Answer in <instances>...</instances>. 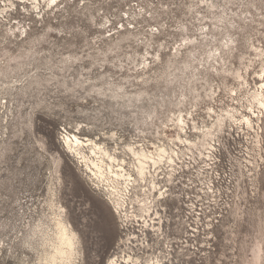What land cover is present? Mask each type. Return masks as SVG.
Returning <instances> with one entry per match:
<instances>
[{
  "label": "rangeland",
  "instance_id": "374dc122",
  "mask_svg": "<svg viewBox=\"0 0 264 264\" xmlns=\"http://www.w3.org/2000/svg\"><path fill=\"white\" fill-rule=\"evenodd\" d=\"M44 9L0 18V264L69 263L57 255L64 222L79 237L70 264H106L120 237L106 182L129 186L115 162L180 129L189 152L212 164L181 199L203 213L181 212L171 234L161 218L158 245L171 238L183 264H264V114H254L264 97V0ZM66 135L85 143L103 184L64 150Z\"/></svg>",
  "mask_w": 264,
  "mask_h": 264
},
{
  "label": "built area",
  "instance_id": "2783aa9c",
  "mask_svg": "<svg viewBox=\"0 0 264 264\" xmlns=\"http://www.w3.org/2000/svg\"><path fill=\"white\" fill-rule=\"evenodd\" d=\"M48 4H53L52 0H0V18L15 14L17 9L21 17L31 14L41 16ZM18 28L23 33L30 30L28 23H23ZM256 85L258 89H264V84ZM254 114L259 117L264 114L261 105ZM180 132L176 140L172 138L151 146L150 153L146 152V147H132L131 153L134 154H131V159L124 156V160L122 158L115 162L114 171L125 174L129 186L127 191H123L115 175L106 182L110 198L116 201L115 198L121 197L125 206L118 208L113 202L114 210L120 218V237L106 264H183L172 253L174 242L171 238L166 240L164 248L158 245V241L164 237L161 218L166 219V227L171 234L174 220L180 218L181 212L186 218L191 213L197 217L202 215L198 201H195L197 207L191 212V206L182 205L181 199L190 200L189 193L195 187L194 178L202 170H209L212 164L202 160L199 154L195 156L190 153L185 133L181 129ZM127 150L124 151L125 154ZM208 158L215 160L213 156ZM195 166H199L198 171H194ZM180 188L183 189L179 190ZM177 213L178 217H175ZM217 217L218 215H212L208 220L212 223ZM126 219H129L128 223L123 221Z\"/></svg>",
  "mask_w": 264,
  "mask_h": 264
},
{
  "label": "bare ground",
  "instance_id": "6f19581e",
  "mask_svg": "<svg viewBox=\"0 0 264 264\" xmlns=\"http://www.w3.org/2000/svg\"><path fill=\"white\" fill-rule=\"evenodd\" d=\"M262 78H263V76H262ZM260 105H261V107L264 106V98H262V100L260 101ZM262 108L264 109V107H262ZM246 120L250 123L248 118H246ZM60 140H61V145L63 146L64 150L75 158L78 166L81 167L82 171H84V174L86 175L87 179L91 182H94V183L97 182V180H95V179H98V180L102 181V184H103V180L101 178L102 176H98L94 171H92L90 169V167H89L90 165L88 163H85L84 159L86 157H85V155L83 156V154L81 152L82 148L85 147V143L75 135H66L65 137H62V139H60ZM96 148H98V147L95 145V147H93V149H96ZM92 163H93V161H92ZM93 165L95 167H96V165L99 166V164H97L95 162L93 163ZM99 168H101V166H99ZM104 176H106V175H104ZM99 184L102 185L101 183H98V185ZM98 189H100L102 192H105V193L107 192V191H105V189L103 187L100 188L98 186ZM109 195H108V193H106V196L109 198V200L111 202H114L115 200L113 198L111 199L110 198L111 195L110 196ZM114 203L118 208H124L125 207L122 198H121L120 202L115 201ZM123 221L128 223L127 221H129V219H126ZM64 223H62L63 227H62V231H61V245L57 249V255L60 257V259L61 258L67 259V261L69 260V263L66 260H64L67 262V263L64 262L65 264H70V261L73 259V256L76 254L75 253L76 247L79 245V237H78V234L75 233L69 225L64 224ZM126 241H127V239L124 242H126Z\"/></svg>",
  "mask_w": 264,
  "mask_h": 264
},
{
  "label": "snow or ice",
  "instance_id": "6c2138e0",
  "mask_svg": "<svg viewBox=\"0 0 264 264\" xmlns=\"http://www.w3.org/2000/svg\"><path fill=\"white\" fill-rule=\"evenodd\" d=\"M55 2H56V0H52V3H53V4H55ZM262 107H264V106H262Z\"/></svg>",
  "mask_w": 264,
  "mask_h": 264
}]
</instances>
